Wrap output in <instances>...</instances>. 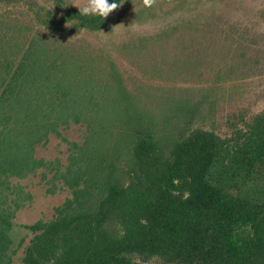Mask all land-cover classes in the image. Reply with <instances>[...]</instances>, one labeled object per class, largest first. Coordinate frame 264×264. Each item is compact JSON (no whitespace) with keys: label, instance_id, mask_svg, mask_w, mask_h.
Instances as JSON below:
<instances>
[{"label":"trees","instance_id":"1","mask_svg":"<svg viewBox=\"0 0 264 264\" xmlns=\"http://www.w3.org/2000/svg\"><path fill=\"white\" fill-rule=\"evenodd\" d=\"M33 1L0 6L27 3L50 33L101 31L120 8L104 18L63 0L54 11ZM9 39L0 41V264L20 251L19 264H264V110L231 115L222 135L189 101L173 100L162 115L141 109L96 52H49L33 35L20 56ZM72 123L88 130L69 164L37 158L36 148ZM39 170L53 174V194L69 196L52 218L24 226L14 248L17 212L32 197L13 180Z\"/></svg>","mask_w":264,"mask_h":264},{"label":"rangeland","instance_id":"2","mask_svg":"<svg viewBox=\"0 0 264 264\" xmlns=\"http://www.w3.org/2000/svg\"><path fill=\"white\" fill-rule=\"evenodd\" d=\"M33 2L58 10L57 0ZM63 2L66 8L83 7L87 0ZM28 7L25 2L0 6V14L12 8L0 17V41L12 38L13 52L22 51L20 56L27 52L33 35L48 41L49 52H96L106 67L112 63L131 100L134 95L140 108L151 114L162 115L173 100L189 101L200 106L197 116L208 117L205 128H216L226 135L230 132L228 121H235L231 115L264 110V0H155L152 7L144 6L143 0L124 1L108 27L94 33H77L67 26L50 33L36 25ZM40 27L43 31L39 34ZM18 43L20 48L15 46ZM186 47L194 52H185ZM210 99L216 103L211 104ZM210 105L215 107L213 111ZM108 109L104 115L112 119L123 116ZM199 121L195 126L202 124ZM87 130L84 123H72L61 129L60 137L51 134L46 145L36 148L37 158L68 165L73 144L83 143ZM41 172L13 180L23 188V198L28 193L32 197L17 212L14 248L29 233L24 226L52 218L55 208L69 196V191L53 194V184L49 183L53 174L45 179ZM22 256L23 252H18L14 264H19Z\"/></svg>","mask_w":264,"mask_h":264},{"label":"clouds","instance_id":"3","mask_svg":"<svg viewBox=\"0 0 264 264\" xmlns=\"http://www.w3.org/2000/svg\"><path fill=\"white\" fill-rule=\"evenodd\" d=\"M154 3L155 0H143V4L146 7H152ZM120 6L121 5L117 4L116 2L109 3L108 0H87L86 5L83 7H76H78L79 14L81 15H99L101 17L107 18L110 13L118 9ZM173 183H179V181L174 180Z\"/></svg>","mask_w":264,"mask_h":264}]
</instances>
